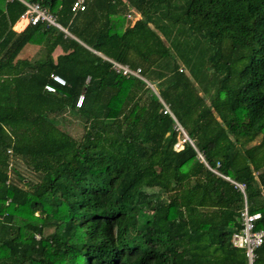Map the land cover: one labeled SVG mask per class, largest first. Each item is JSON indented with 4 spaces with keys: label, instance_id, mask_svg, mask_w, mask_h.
<instances>
[{
    "label": "trees",
    "instance_id": "16d2710c",
    "mask_svg": "<svg viewBox=\"0 0 264 264\" xmlns=\"http://www.w3.org/2000/svg\"><path fill=\"white\" fill-rule=\"evenodd\" d=\"M74 1L41 3L75 37L18 32L25 5L0 0V264H264V241L252 263L232 242L246 205L264 229V0H109L92 14ZM159 31L211 45L196 82ZM30 43L40 58L20 56ZM52 73L67 82L56 92ZM68 113L79 138L59 126ZM178 123L194 145L176 149Z\"/></svg>",
    "mask_w": 264,
    "mask_h": 264
},
{
    "label": "built area",
    "instance_id": "2783aa9c",
    "mask_svg": "<svg viewBox=\"0 0 264 264\" xmlns=\"http://www.w3.org/2000/svg\"><path fill=\"white\" fill-rule=\"evenodd\" d=\"M7 1L11 2L15 0H7ZM17 1H20L21 3H23L26 7L24 12L20 16V23H24L25 27L28 25H37L39 23H43L47 27H56L64 31L65 33H69L68 30L58 21L57 15L53 13L49 9L48 6L43 5L41 3V0H35V1L17 0ZM86 8H87V0H75L72 5L73 13L84 11L86 10ZM104 58L112 63V67L116 72L122 75H125L127 77L133 76V77L142 79L144 82L148 83L149 85L152 84V82H150L142 74V69L140 67L132 68L130 65L121 63L112 58H109L106 56H104ZM50 77L53 82H49L45 85V89L49 92H56L57 91L56 85H66L67 84L66 80L62 76L56 73H52ZM84 98H85V95L84 93H82L77 100V103H76L77 107L82 106ZM164 113L172 114L169 106L166 103H164ZM176 128L180 130L181 132L183 143L188 140L191 144L194 145L193 140L190 139L186 131L183 129V127L179 123L177 124ZM199 158L208 165V163L205 161L201 153H199ZM209 168L212 169L214 172L220 174L216 169H213L210 166ZM226 178L231 180L229 177H226ZM231 181L235 183V185L244 192L245 185L239 184L233 180ZM260 217H261L260 212L250 213L246 205L242 212V229L240 231L235 232L232 237V242L234 246L238 248L246 249V253H247L250 263H252L254 260L255 249L259 247L264 241V229L255 230V222Z\"/></svg>",
    "mask_w": 264,
    "mask_h": 264
},
{
    "label": "rangeland",
    "instance_id": "374dc122",
    "mask_svg": "<svg viewBox=\"0 0 264 264\" xmlns=\"http://www.w3.org/2000/svg\"><path fill=\"white\" fill-rule=\"evenodd\" d=\"M109 0H87V2L89 3L90 6V13L92 14L94 11H96L97 9H99V3H102L103 6H105L107 4ZM183 3L186 4V0H183ZM100 9H104V8H100ZM105 10V9H104ZM104 12V11H103ZM103 12L98 13V15H101ZM66 16V21L70 22L75 18H73V16H71L70 13H65ZM131 19V18H128ZM63 25L66 26L67 29L69 30H73L71 28L70 25L65 24L62 21ZM78 20L76 19V24H78ZM160 35L163 37L164 41L166 42V44L172 49L173 53L176 54V60L183 64V66H186L187 69L189 70L188 74L190 77H192L194 79V81H197L196 75L195 73H193L191 71L190 68V64H195V68L199 70V72L201 73V70L204 68V65L207 64V56L208 54H210L212 52V47L210 44L207 43V45L205 43L200 44L199 47H197L195 44L198 43V40H193L194 42H189V40H187L186 38H181L179 37V34H170V36H167L165 33L163 34L162 32H160ZM182 39L183 41H181L182 43L179 44V40ZM27 47V46H26ZM25 50L21 52L20 56H24L26 55V48ZM191 48L193 49L194 53L192 54V58H189V60L185 59L184 56H182L181 53L183 52H190ZM181 52V53H180ZM190 62V63H189ZM181 66V67H183ZM150 82H152V86L149 85L147 83V86L150 87L154 92H157L160 88H161V83L159 82V80L154 78V75H150L149 73H146L144 75ZM205 82V79H203ZM198 83V82H197ZM157 90V91H156ZM66 120L65 121H60L59 126L65 130H67L68 132H70L73 136L79 138L82 134H83V127L82 125L78 124L75 120V118H73L69 113L66 114L65 116ZM184 118V117H183ZM184 121L187 124H190L191 121L189 119V117L184 118ZM180 140L177 142L176 144V148L177 149H182V145H183V141H182V137L180 136L179 138ZM18 167L20 168V171L23 175L27 176L29 179H35V175L33 173H31L30 171L27 170V168L20 163V165H18ZM18 180V179H17ZM19 181V180H18ZM21 183V182H20ZM52 228L48 227L46 229V233H50L52 232Z\"/></svg>",
    "mask_w": 264,
    "mask_h": 264
},
{
    "label": "crops",
    "instance_id": "0c3cea01",
    "mask_svg": "<svg viewBox=\"0 0 264 264\" xmlns=\"http://www.w3.org/2000/svg\"><path fill=\"white\" fill-rule=\"evenodd\" d=\"M87 4H88V2H87ZM134 14H135L134 9H131L129 11L128 15H127V18H132L134 16ZM129 15H131V16H129ZM20 24H22V27L21 28L19 27ZM24 25H25L24 23H20V18H19V20L13 26V29L16 30V31H18V32H20V31L24 30L27 27V26L25 27ZM67 34L71 35L70 33H67ZM71 36H73V35H71ZM73 37H75V36H73ZM26 46H25L27 48L26 49V55L22 56L24 58H28V59L32 60V59L37 58V57L40 58L43 55V53H44V47L45 46L38 45V44H31V43L30 44H27ZM24 50H25V48L23 49V51ZM63 53H64V51H63L62 47L61 46H58L55 49V51L53 52L54 59H57L58 55L63 54Z\"/></svg>",
    "mask_w": 264,
    "mask_h": 264
},
{
    "label": "bare ground",
    "instance_id": "6f19581e",
    "mask_svg": "<svg viewBox=\"0 0 264 264\" xmlns=\"http://www.w3.org/2000/svg\"><path fill=\"white\" fill-rule=\"evenodd\" d=\"M19 27L21 28L22 27V24H20Z\"/></svg>",
    "mask_w": 264,
    "mask_h": 264
}]
</instances>
